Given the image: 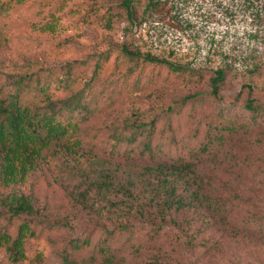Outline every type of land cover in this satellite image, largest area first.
Instances as JSON below:
<instances>
[{
    "label": "rangeland",
    "instance_id": "1",
    "mask_svg": "<svg viewBox=\"0 0 264 264\" xmlns=\"http://www.w3.org/2000/svg\"><path fill=\"white\" fill-rule=\"evenodd\" d=\"M132 8L134 20L122 0H20L0 12V85L48 66L59 72L60 64L69 61L81 86L106 53L91 87L100 108L83 125L92 131L87 139L102 145L95 149L106 170L131 189L130 196L117 188L102 197L93 188V205L82 207L68 191L81 179L77 166L89 165L86 146L48 158L24 186H32L40 204L69 221V227H53L32 239L30 252L40 249V259L28 264H62L58 251L73 237L88 236L95 243L106 234L102 224L112 228L115 221L129 227L113 234L115 264H264V0H133ZM123 45L191 71L131 60L122 53ZM129 66H135L134 73L126 80ZM217 67L225 68L218 96L187 102L157 119L150 137L154 157L137 151L107 154L116 127L134 116H159L184 94L208 90ZM248 97L259 106L254 116L244 104ZM229 121L238 129L224 127ZM215 127L223 129L222 141L203 157L193 156L190 150ZM141 134H134L135 142H121L120 153L145 139ZM177 156L192 163L184 177L201 176L206 190L223 201L222 208L159 210L143 184L145 176L157 178L145 166L154 165L150 159ZM99 163L93 165L97 171ZM89 254V248L82 249L78 258Z\"/></svg>",
    "mask_w": 264,
    "mask_h": 264
},
{
    "label": "trees",
    "instance_id": "2",
    "mask_svg": "<svg viewBox=\"0 0 264 264\" xmlns=\"http://www.w3.org/2000/svg\"><path fill=\"white\" fill-rule=\"evenodd\" d=\"M19 1L0 0V12H5L11 2ZM122 2L128 16L134 20L133 0H122ZM3 42L0 37V47ZM121 50L131 60L142 58L144 62L164 65L171 71H191L187 66L149 52L141 54L138 50L124 45ZM105 60L106 53L102 54V58L96 59L90 77L81 86L75 84L74 63L69 61L60 64L59 72H54V67L48 66L19 74L12 83L0 85V264L39 262L41 250L36 249L30 252V241L40 238L41 232L50 231L53 227L56 231L67 230L69 227V221L56 217L52 211L40 204L32 186H24L29 174L38 168L45 167L48 158L69 154L77 148L86 146L87 157L90 159L89 165L87 168L77 166L81 179L75 189L68 191L73 202L81 204L82 207L93 205L89 202L93 188L102 197L106 195V192L117 188L127 196L131 195V189L124 183L115 181L109 167L106 170L95 149L102 145L87 139L92 131L83 125L85 119L100 108L97 104L98 98L92 93L94 91L91 87L92 81L98 76ZM255 67L253 65L252 68ZM134 68L135 66L127 68L128 71L125 72L124 77L126 80L134 73ZM224 79L225 68L217 67L209 78L208 90L184 94L172 104L163 107L159 116L148 119L134 116L131 122L116 127L111 133L113 139L110 141L111 146L107 154L111 157L114 154H129L137 151L139 154L154 157L150 137L155 130L157 119L170 115L175 108H182L187 102L203 101L210 95L218 96ZM138 82L139 78L135 77L134 88H137ZM244 86H247L249 91L252 89L250 83ZM244 104L252 116L258 112L259 106L252 97L246 98ZM228 124L231 129H238L234 122L225 123L224 127ZM129 127L132 129L127 133L124 128ZM212 129L214 131L211 135L208 134L200 144L190 150L196 158H201L213 151L217 143L222 141L223 129L219 127ZM137 131L142 132L141 135L145 139L141 137L137 143H132L129 149L120 153L121 142H135L138 139L137 135H134ZM101 149L106 150L105 146ZM150 160L154 161V165L145 166L144 171L148 175L154 174L157 180L153 182L145 176L143 184L149 186L148 190L153 194L151 197L156 198L160 211L166 208L177 210L192 206L220 209L224 205L219 197L213 196L206 190L201 176L184 177L188 174L184 171L188 170L192 164L191 161L181 156ZM98 162H100L99 171L93 167ZM168 168L171 170L168 171ZM81 185L84 186L80 189ZM112 204L119 209L117 202L114 201ZM115 222L112 228L102 224L106 234L95 243H92L88 236L73 237L70 244L64 245L58 251L61 263L115 264L118 246L113 234L116 231L124 232L129 229L124 221ZM47 236L52 238L50 234ZM85 248L90 249V254L87 257L78 258V253Z\"/></svg>",
    "mask_w": 264,
    "mask_h": 264
}]
</instances>
